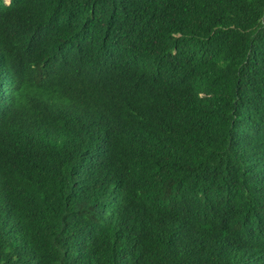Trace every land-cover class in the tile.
I'll list each match as a JSON object with an SVG mask.
<instances>
[{
	"label": "trees",
	"instance_id": "16d2710c",
	"mask_svg": "<svg viewBox=\"0 0 264 264\" xmlns=\"http://www.w3.org/2000/svg\"><path fill=\"white\" fill-rule=\"evenodd\" d=\"M0 264H264V0H0Z\"/></svg>",
	"mask_w": 264,
	"mask_h": 264
}]
</instances>
